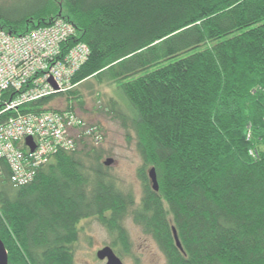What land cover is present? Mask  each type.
<instances>
[{"label":"trees","instance_id":"obj_1","mask_svg":"<svg viewBox=\"0 0 264 264\" xmlns=\"http://www.w3.org/2000/svg\"><path fill=\"white\" fill-rule=\"evenodd\" d=\"M59 19L76 29L63 47L87 44L88 60L72 88L23 111L78 115L91 80L117 85L129 106L114 100L101 109L134 136L143 196L137 202L107 175L97 147L102 128L78 115L86 124L75 148L50 155L30 182L15 183L0 160V239L9 264H75L78 225L90 217L127 251L131 218L166 264H264V0L0 5V30L14 36ZM59 96L65 110L45 108Z\"/></svg>","mask_w":264,"mask_h":264},{"label":"built area","instance_id":"obj_2","mask_svg":"<svg viewBox=\"0 0 264 264\" xmlns=\"http://www.w3.org/2000/svg\"><path fill=\"white\" fill-rule=\"evenodd\" d=\"M75 33L63 19L23 36L0 30V160L10 165L15 183L30 182L33 168L58 150L74 149L86 124L70 111H23L30 102L72 88V77L89 57L85 43L63 47ZM7 92L14 93L11 99Z\"/></svg>","mask_w":264,"mask_h":264},{"label":"rangeland","instance_id":"obj_3","mask_svg":"<svg viewBox=\"0 0 264 264\" xmlns=\"http://www.w3.org/2000/svg\"><path fill=\"white\" fill-rule=\"evenodd\" d=\"M7 1L11 0H0V5ZM90 83V86L81 88L85 108L84 112L77 111V113L89 124L101 126L103 140L97 144V147L104 151L102 163L108 158L113 159L106 173L116 181L120 189L132 193L139 202L143 196V184L138 176L142 160L136 150L134 136L133 139H128L121 124L102 110L114 100L126 107L129 106L128 101L117 85L100 84L96 80H91ZM66 106L64 98L59 96L45 108L65 110ZM124 227L129 238V251L123 249L121 243L115 242V237L98 218L83 219L78 225L79 235L73 245L75 264H106V261L97 258V252L106 246L112 247L124 264L167 263L165 255L154 239L146 235L131 218L125 220Z\"/></svg>","mask_w":264,"mask_h":264},{"label":"water","instance_id":"obj_4","mask_svg":"<svg viewBox=\"0 0 264 264\" xmlns=\"http://www.w3.org/2000/svg\"><path fill=\"white\" fill-rule=\"evenodd\" d=\"M50 82L54 85L52 80H50ZM54 87L58 89L57 86H54ZM26 143L31 148V151L34 152L35 144L33 142V139L31 137L27 138ZM112 163H113V159L111 158H108L104 162L105 166H110ZM149 177L152 182L153 190L158 191L159 183H158L157 173H156L155 168H151L149 170ZM173 234H174L177 247L183 250L182 244L179 240V237H178V234L175 228L173 229ZM97 258L102 261H106V264H124L121 258L115 253L114 249L110 246H106L103 249H100L97 252ZM0 264H9L8 251L4 245V242L1 239H0Z\"/></svg>","mask_w":264,"mask_h":264}]
</instances>
